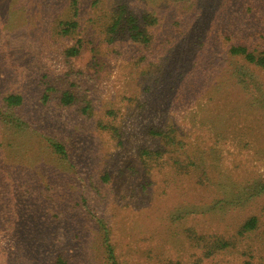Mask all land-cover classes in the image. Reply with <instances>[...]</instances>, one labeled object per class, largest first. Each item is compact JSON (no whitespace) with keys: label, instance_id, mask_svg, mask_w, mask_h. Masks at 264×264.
Here are the masks:
<instances>
[{"label":"rangeland","instance_id":"obj_1","mask_svg":"<svg viewBox=\"0 0 264 264\" xmlns=\"http://www.w3.org/2000/svg\"><path fill=\"white\" fill-rule=\"evenodd\" d=\"M231 47L264 59V0H0V264H264V63Z\"/></svg>","mask_w":264,"mask_h":264},{"label":"trees","instance_id":"obj_2","mask_svg":"<svg viewBox=\"0 0 264 264\" xmlns=\"http://www.w3.org/2000/svg\"><path fill=\"white\" fill-rule=\"evenodd\" d=\"M123 14V17H122ZM127 19H124V18ZM123 18L124 21L126 22L127 25L130 26V28L127 30V32L130 34V38L131 39H135L138 35H140V31L138 26H135V19L128 14H124V13H120L116 19L113 21L112 25L108 28V32L110 33V31L115 30L119 24H120V19ZM229 53L231 55H242L245 57L246 61L255 64V65H260L262 63H264V59L263 58H259L258 60L255 59L254 56L250 55L249 53H247L246 49L242 48V47H231L229 49ZM78 55V51L76 49H72L69 52V56H77ZM73 101V97L68 94L67 92L64 93L61 97V103L63 105H68ZM22 104V98L18 95H8L5 96L2 101H1V106L0 109L4 110L7 113H12L13 110H16L19 106H21ZM86 109H84L83 111H85ZM56 152H58L59 148H55ZM255 226V220H250L246 223L245 225V229L246 230H251L253 227ZM56 264H64V262L61 259H58L56 261Z\"/></svg>","mask_w":264,"mask_h":264}]
</instances>
